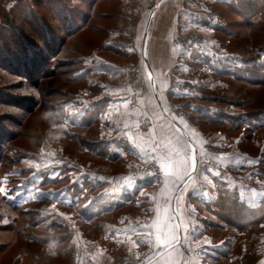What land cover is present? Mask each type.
<instances>
[{
	"label": "rangeland",
	"instance_id": "374dc122",
	"mask_svg": "<svg viewBox=\"0 0 264 264\" xmlns=\"http://www.w3.org/2000/svg\"><path fill=\"white\" fill-rule=\"evenodd\" d=\"M6 49L16 62H0V136L13 138L1 144L0 196L23 212L0 205V226L16 219L0 231V264L152 263L153 251L107 240L105 228L147 223L163 184L148 173L152 139L163 128L162 147L181 153L185 123L203 149L197 167L220 173H193L215 198L197 209L202 263L264 264V210H234L264 206V0H0ZM153 75L171 87L156 95ZM128 91L124 109L112 95ZM132 185L126 204L94 203ZM34 236L66 237L56 250Z\"/></svg>",
	"mask_w": 264,
	"mask_h": 264
},
{
	"label": "crops",
	"instance_id": "0c3cea01",
	"mask_svg": "<svg viewBox=\"0 0 264 264\" xmlns=\"http://www.w3.org/2000/svg\"><path fill=\"white\" fill-rule=\"evenodd\" d=\"M153 77H154L153 81L155 86V89H153V91L155 94L156 91L158 90L160 91V87L164 86V88L165 87L167 88L170 86L169 83L167 84L166 82V77H158L155 75H153ZM151 84H152L151 78L150 79L148 78V81L145 84V86L148 87ZM138 92H140L139 94L142 95L146 94V92L143 90H140ZM151 92L152 91H150V93ZM131 94H132L131 91L122 94L117 93V94H113L112 98L119 103L118 106L126 109L127 107L129 108L132 105L129 99L131 98ZM178 96L181 95L179 94ZM143 98L144 97L142 96L140 97L139 103L141 106H144ZM134 114L135 112H131V117ZM181 128L182 131L185 132V133L182 132V137H181L182 143L184 144H188L190 142L194 143L195 139L192 128L186 123L185 125H181ZM196 146L199 148L198 152L201 153L203 151L201 146H199L198 143ZM183 153L184 151L181 152V155H183ZM200 153L198 155H200ZM182 171H183L182 169H177L174 166L172 170V175L170 177L164 178L162 174L163 184L160 185V188L157 191L158 192L157 198L155 200H152L151 202L152 205L149 208L150 210H148L150 216L148 217L147 223L143 224L140 227H134L133 225H131L130 222H127V220L124 219L123 221H120L118 224L115 223L110 225L108 224V226H106L105 228V238L107 240L115 241L116 244H123V245L125 244L124 246L130 243L131 247L137 248L136 246H134L133 243H131L135 241L136 244H138L140 247L145 248L148 253L152 251H157L158 249H150L149 244L144 243V241L155 242L156 236L160 235L165 231V225H169L168 228L169 235H171L173 232L181 234L180 245H182V247L178 245L177 246L179 249L178 252L176 251H170V253L166 252L163 256H159L150 264H165V261H169V260L172 261L173 264H175V261L177 260L178 257L180 264H205L202 263V257H201L203 256L204 252L199 249V246H196L199 245L198 243L195 244L190 243L192 239L188 234L193 230V228H195L196 230H198V233L201 235L202 232L201 229L197 225H195L197 222V217H196L197 209L202 212L209 211V208L212 206V203L214 202L215 199L213 195V186L210 187V185L205 183V180L201 179V177L198 179H194L187 183V187L184 189L183 193L180 194V198L177 199L179 193L178 185L181 182L180 178L182 176ZM165 179H167L168 181L167 183H164ZM133 187L134 186L132 185V187H125V188L118 187L115 188V190L104 189L106 191L105 193H103L104 195H101L100 198L96 200V202L94 203L96 204L97 207H99L102 204L103 206H106V204L113 205L112 207H114L115 205L117 207L119 204L122 205L126 204L122 202L123 199H121L120 193L123 191V189L125 191V190H130ZM166 201H171V204H166ZM173 207H175L176 209L175 214L173 213ZM173 215L176 216V219L170 220V217ZM131 237L133 238V241H131ZM208 248L210 249V247ZM180 253H183V255L180 256Z\"/></svg>",
	"mask_w": 264,
	"mask_h": 264
},
{
	"label": "snow or ice",
	"instance_id": "6c2138e0",
	"mask_svg": "<svg viewBox=\"0 0 264 264\" xmlns=\"http://www.w3.org/2000/svg\"><path fill=\"white\" fill-rule=\"evenodd\" d=\"M181 119H183V117H181ZM73 123H75V120H73ZM147 125L149 128V132L146 133V135L150 134L152 128L155 127V125L152 124L151 120L147 121ZM156 135L159 136V139L153 137L152 153L150 154V159L154 163L152 164V167L148 170V173L149 175H152L154 173L156 177H159L162 172L163 177L168 178L172 175V170L174 166L177 169H182L183 171H182V176L180 178L181 182L178 185L179 193L177 199L180 198V194H182L184 189L187 187V183L192 180L193 173L200 175L202 172H208L216 176L220 175L218 171L213 173L212 169L210 168L204 169L197 167L198 150L194 146L185 144L184 147L186 148V150L184 151L183 155H181L180 151L167 148V146L162 147L163 140L166 135L163 128H161L160 132L157 133ZM249 163H258V161H250ZM167 182H168L167 179H165L164 183ZM3 191L4 190L0 188V192ZM4 194L5 196L8 195L6 192ZM42 195L44 198H47L50 194L44 193ZM77 199L79 198L77 197ZM69 203L72 202L69 201ZM166 204H171V201H166ZM89 211H92V209H89ZM175 211L176 209L174 208L173 213H175ZM174 219H176L175 215L170 217V220H174ZM168 228L169 225H165V231L160 235L156 236L155 242L144 241V243L149 244L150 249H158V251H153V255L163 256L166 252L170 253V251H176V252L179 251L177 246L180 245L181 234L173 232L171 235H169ZM188 235L191 237L193 243L200 240L201 238L200 234L198 233V230H196L195 228H193V230ZM133 244L136 247L139 246L138 244H136L135 241L133 242ZM180 247H182V245H180ZM182 255L183 253H180V256ZM139 258H140L139 254H137L136 259ZM146 259H150V258L146 257ZM165 264H173V262L169 260V261H165ZM175 264H180L179 257L175 261Z\"/></svg>",
	"mask_w": 264,
	"mask_h": 264
},
{
	"label": "trees",
	"instance_id": "16d2710c",
	"mask_svg": "<svg viewBox=\"0 0 264 264\" xmlns=\"http://www.w3.org/2000/svg\"><path fill=\"white\" fill-rule=\"evenodd\" d=\"M253 8H256V6L254 7L253 6ZM254 10V9H253ZM252 9L250 10V11H248V14L246 13V14H243V17H247V20H252L256 15H257V12H258V10H256V11H253ZM249 18V19H248ZM9 24H11V21H10V23ZM48 35L51 37L52 35L50 34V32L48 31ZM19 37L21 38V34L20 33H17V38L19 39ZM51 40H52V38H51ZM27 44H28V46H29V43H28V41H27ZM52 45H53V42H50V41H48V43L46 44V48H50L51 49V47H52ZM30 47V46H29ZM8 48V47H7ZM49 49V50H50ZM3 52L4 53H1L0 54V62H7V60L8 59H11V61L9 60V62H12V61H15L16 59H14V55H12V57H11V52L9 51V50H3ZM16 62V61H15ZM9 64V63H8ZM11 69V68H10ZM33 76V75H32ZM31 76V77H32ZM33 78V77H32ZM10 133H8V134H4V135H2L1 134V136H0V168L2 167V165L4 164V150L2 149L3 148V145L1 146V144H2V142H9V140H11L13 137H10V136H8ZM7 135V136H6ZM8 139V140H7ZM4 142V143H5ZM6 142V143H7ZM221 199H225V197H223V198H221ZM0 205H2V207L3 208H5L6 210H8V211H10L11 213H13V214H18V213H22L23 212V209L21 208V207H19V206H16V205H13L12 204V202H10V201H8L6 198H5V196L3 195H1L0 196ZM236 204H234L235 205V207H234V210H238L240 213H242V212H246L250 217H252V216H254L255 214H257V212H258V214L259 213H262V211L264 210V206H262V207H260L259 209H252V208H249L248 206H246V205H244L243 203H241V202H235ZM222 209V214L224 215V218L225 219H228L229 218V216L231 215V213H230V211H231V209L230 208H226V207H224V208H221ZM257 210V211H256ZM238 216H241L240 214H238ZM0 218H2V219H4L5 217H4V215L3 214H1L0 215ZM236 218H237V216H236ZM260 219H256V220H254L253 222H257V221H259V220H261V218L262 217H259ZM48 221V219L47 218H45V219H42V220H40V221H37V223H35L34 225H33V227L32 228H37V227H39L40 225H42V224H45L46 222ZM13 222H16V219H14L13 220ZM13 222H9V224H7V225H3V226H0V231H11L10 229H14V226L16 225L15 223H13ZM51 225H53V224H51ZM51 225H47L46 227H45V229H48V228H50L51 227ZM38 229V228H37ZM50 230V229H49ZM64 237H66V236H57V237H50V236H48V237H39V236H34L33 238L35 239V240H39L40 242H42V244H44V245H47V246H49V247H51V248H54V249H56L57 250V246H59V244H61L63 241H64ZM2 247H3V244H0ZM1 246H0V248H1Z\"/></svg>",
	"mask_w": 264,
	"mask_h": 264
},
{
	"label": "built area",
	"instance_id": "2783aa9c",
	"mask_svg": "<svg viewBox=\"0 0 264 264\" xmlns=\"http://www.w3.org/2000/svg\"><path fill=\"white\" fill-rule=\"evenodd\" d=\"M230 114L234 115L235 113L232 111H229ZM118 264H129V262L127 260H122L120 261Z\"/></svg>",
	"mask_w": 264,
	"mask_h": 264
}]
</instances>
